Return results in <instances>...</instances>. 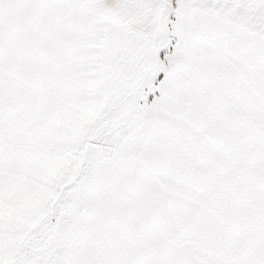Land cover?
Segmentation results:
<instances>
[{
    "label": "snow or ice",
    "instance_id": "snow-or-ice-1",
    "mask_svg": "<svg viewBox=\"0 0 264 264\" xmlns=\"http://www.w3.org/2000/svg\"><path fill=\"white\" fill-rule=\"evenodd\" d=\"M0 264H264V0H0Z\"/></svg>",
    "mask_w": 264,
    "mask_h": 264
}]
</instances>
